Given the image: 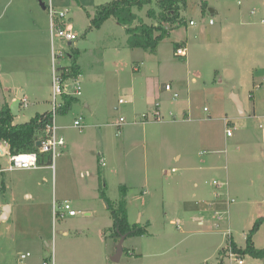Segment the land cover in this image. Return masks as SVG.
<instances>
[{
    "label": "rangeland",
    "instance_id": "374dc122",
    "mask_svg": "<svg viewBox=\"0 0 264 264\" xmlns=\"http://www.w3.org/2000/svg\"><path fill=\"white\" fill-rule=\"evenodd\" d=\"M41 1L48 3L49 0ZM111 1L53 0L57 12L68 11L67 24L78 36L72 46L56 42L55 51L61 52L59 67L71 65L69 55L75 49L79 51L77 64L82 70L83 88L80 103L89 95L93 110L105 112V116L110 113L105 118L110 126H103L101 130H107L105 138L111 157L102 149L99 136L96 133L91 136L90 129H84L83 134L78 129L66 130L70 138L79 141L81 150L73 156L66 152L56 160L58 179L54 188L57 200H69L79 215L55 224L51 192L43 195V199L34 195L28 200L21 189L23 182L32 180L26 179L28 174L19 170L0 172V264L50 263L51 255L54 264H104L102 258L93 259L102 250L107 251L106 256L112 254L106 259L108 264H220V249L232 241L245 247L246 235L258 219L262 222L253 240L257 247L264 248V0H242L241 4L237 0H186L181 11L182 21L173 29L170 24L164 25L171 34L160 42L156 53L128 48V34L114 17L100 28L91 27L96 8ZM205 3L207 9L203 13ZM149 8L136 13L151 24ZM45 17L48 23L50 19L40 0H0V109L6 102L5 97H13L19 89L28 94L25 98L28 105H21V114L14 117L15 123H27L36 114L51 108V77L47 73L51 42L49 32L43 30ZM191 20L196 26H190ZM210 20L214 25L209 24ZM182 40L189 48L188 56L183 58L174 52L175 43ZM47 57L49 65L45 66ZM140 65L139 72L133 71V67ZM140 74H147L149 78H139ZM158 77L162 83L172 84L174 93H179L177 98L173 92L155 87ZM119 78L124 79V85L132 81L135 84L139 111L145 110L147 101L154 109L153 114L158 108L168 113L167 121L175 118L171 112L179 117L184 110L190 118L189 129L181 128L178 138L171 145L165 144L167 158L181 156L182 162H186L184 167L171 160L172 168L177 167L178 173L166 182L162 180V185L156 181V185L162 186V193L154 201L150 196L143 204L138 201L131 204L132 223L137 224L143 216L144 222L151 216L155 227L170 226L174 242L178 244L159 259L144 254L148 243L141 236H131L125 238L124 249L144 257H130L125 252L118 263L111 260L119 241L116 242L112 231V210L101 193L114 206L122 196L121 179L116 173H109L108 168L116 164L114 161H120L122 155L118 148L121 138L116 137L118 130L111 126L119 116L115 108L128 106L129 98L124 90H117ZM192 78L196 81L192 82ZM157 94L161 96L157 98ZM235 94L243 104L244 115L232 100ZM142 95L146 96L144 101ZM121 99L125 104L120 105ZM80 103L59 115L58 124L72 126L81 112L91 113ZM82 117L87 121V116ZM225 118L231 120L230 137L226 134ZM68 135L64 137L67 139ZM3 148L8 154L6 146ZM99 152H104L107 163L104 167ZM6 154L0 156V169L9 166L10 155ZM214 159H219L223 172L228 174V187H220L219 196H214L224 203L221 207L215 201V213L208 206L212 200L202 202L198 198L200 190L191 182L183 184L181 179L190 173L188 168L198 170L212 164ZM159 171L158 168L156 173ZM85 172L89 174L84 176ZM208 177L204 192L213 199L218 188L212 182L217 177L212 174ZM147 191L148 187H137L133 194L143 198ZM230 199L234 200L233 204L228 203ZM12 205L13 214L2 220L5 207ZM187 210L194 211L198 218L181 216ZM168 218L184 221L172 225L167 222ZM65 230H70L67 237L63 236ZM27 253L30 257L21 260V255ZM241 257L246 264H264V259Z\"/></svg>",
    "mask_w": 264,
    "mask_h": 264
},
{
    "label": "crops",
    "instance_id": "0c3cea01",
    "mask_svg": "<svg viewBox=\"0 0 264 264\" xmlns=\"http://www.w3.org/2000/svg\"><path fill=\"white\" fill-rule=\"evenodd\" d=\"M42 3H41V6L43 9H45V6H43L44 4L42 5ZM49 23H50V21H48V23H47V20L45 17V20L43 23V30H45V32H46V29L49 32ZM40 24H41V22H40ZM122 27L125 28L124 26H122ZM49 42H50V38H49ZM177 42L183 43L181 45V47L187 51V56H188V54H189L188 49L189 48L187 46V43H185L183 40L177 41ZM50 55H51V53H50ZM69 57L71 59H73L72 54H70ZM51 59H52V55L50 58V69L47 71V73L49 74V77H51V87H52ZM48 61H49V59L47 57L46 62H45V66L49 65ZM143 64H144V62H142V65ZM140 67H141V65L139 66V68L133 67V71L139 72ZM119 75H121V72L119 73ZM140 77L141 78L142 77L149 78L147 76V74H144V75L140 74L139 78ZM156 80H158V81L155 82V84H156L155 87L158 90H160V91L162 90L163 92H168L167 90H165V87H164L165 84H169L172 88L171 83H168L166 81H165V83H162V79L160 77H158ZM122 81H124V79L119 78V87H117V90L118 91L124 90L125 94L129 97L128 103H127L128 106L121 107V108L120 107L115 108V110H117V112L119 113L118 114L119 116H118L117 120H115L114 122L111 123V126L113 128L115 127L118 130V132L116 133V135H117L116 137L121 138V144L118 145V148H121V150H119V152L121 151L122 155H121L120 161H118V162L114 161V163H116V164H111V166H109L108 168H109V173H111V174L116 173L117 175H119V177L121 179L120 184L122 186V189H124V191L122 192V196H121V199L119 200V202L121 200H125L126 205H127V211H128V221L130 224H135L134 222L132 223V221H131V206H132L131 204L136 203V201L141 202L143 204L146 201V199H148L150 196H153V201H154L158 197V195L162 193V186H161L162 180H164L166 182V179L168 177L172 176V174L178 173L177 167L172 168L171 160H172V162H176V164L180 165L181 167H184L186 162H184V161L182 162L181 156L172 155L170 159L167 158L165 153H166V150H168V149L165 147V144L171 145V141L174 139L176 140V138H178L177 137L178 131L182 130L181 128L187 129L189 127L187 124L190 122V118H189V114H187L185 112V110L182 113L180 112L179 117H177L176 114H173L170 111L173 114V117H175V118L167 121L166 117H167L168 113L162 112L160 109L162 116L165 117V119L163 121L158 122V121L153 120L152 115H149L150 118L148 120L143 121L141 119L142 114H144V113L150 114V112L153 114L154 109L151 107V104H149V103L147 104V101H146L145 110L139 111L137 108V98H136L137 91L135 90V84L132 81L129 85H124ZM195 81H196V79L192 78V82H195ZM19 90L20 91L17 92L16 95H14L13 97H11V98L5 97V99H6L5 104L9 103V105H10L14 100L17 99L19 93L24 94V99H25L28 94L23 92L22 89H19ZM51 90H52V88H51ZM172 92H173V94L179 95V93H174V90ZM160 96H161L160 94H157V98H159ZM81 98H79V101L77 103L81 102ZM141 99H142V101H144L146 99V96L142 95ZM121 100L119 101L120 105L125 104V102H123V101L121 102ZM51 102H52V99L50 100V104H52ZM77 103L75 105H77ZM80 104H81L83 109L89 110V111H91V113H88V114L84 113L83 114V112H81V116H78V118H75V120L82 118L83 122H84V123L82 122L83 127H84L82 129V131L79 129L78 130L83 134L84 129H90L92 131L91 136L94 135V133H96L97 136H99V138L103 142V145H101L102 149H104V151L107 152V155L109 157H111L110 149H108L107 143H106V141L108 139L105 138V137H107V134H108L107 130H101L102 129L101 127H103V126L104 127L110 126L109 123L105 122V118L107 115L106 116L104 115L105 112L103 114H101L98 111L93 110L94 107L92 105V100H91L89 95H87L85 97V99H83L82 103H80ZM21 105H22V103H21ZM242 106H243V104H242ZM50 110H51V108H46L43 111V113H38V114H45V112H49ZM19 113H20V108H19ZM171 113H170V115H171ZM38 114H36V115H38ZM109 114L107 117H110ZM82 115H85L88 117V119H86L87 121H85V119H84L85 117H82ZM122 118H125V121L122 123V125H120V127H116L115 124H120V120ZM225 119H227V118H225ZM165 121H167V122H165ZM15 124H19V123H15ZM230 124H231V120H229L227 126H226L225 121H224V126L226 127V132H227V128H230L229 127ZM59 127L61 128L59 130L60 134L63 137L65 136V134L68 135L69 131H66V130H68L69 128H71L72 130H77L73 125L71 126L68 123L60 124ZM98 128H100V129H98ZM64 139L66 140V142H65L64 148L62 149L63 150L62 156H64L66 154V152L71 153L72 154V155L70 154L71 156H73V154L75 155V154L79 153V151L81 150L79 147V144H78L79 141L76 142V140H74L72 137L70 138V135L67 136V139L65 137H64ZM104 142H105V144H104ZM3 150H4V148H3ZM98 155L100 158L105 159L104 152H103V154L101 152H99ZM75 159H76V157H75ZM106 165H107V163H106V159H105V165L104 166H106ZM8 167L0 169V172L5 173V172L12 171V170H6V169H8ZM158 168L160 169V171L158 173H156ZM170 168H172V169H170ZM188 170L190 173L184 174L185 177L181 178L183 184L190 183V182L193 183L192 185H194V187L196 189L200 190V192L198 193V198H201L202 202L212 200L213 202L209 201V202H211V204L208 206L213 208L214 213H215L217 203L221 207L224 205V203H222L223 201L215 200L214 196H215V194H216V196H219V194H220L219 191L222 190V188H220V187H228V184H227V179H228L227 175L228 174L227 173L225 174V172H223V167L220 165L219 159H217V160L214 159L212 164H209L207 166H201V167H199L198 170H195V168H188ZM194 171H195V173H194ZM18 172L28 174V176L26 178L27 180L32 179V180H28V181L23 182V187L21 189L24 191V197L29 200V199H33V197L35 195L36 197L37 196L42 197V199H43V195H45L47 193L50 194V192H51V194H53L52 195L53 196L52 197L53 198L52 207H53V202L58 201L57 200V190H55L56 188H54L55 182L57 183V179H58V176L56 173V167L52 168L48 164L47 165L43 164L37 170L18 171ZM88 174H89V172H85L84 176L85 175L87 176ZM210 174H212L213 176L217 177V179H219V181L217 179H215V180H213V182L217 180L218 183L223 184L220 187L216 186L218 189L215 190V192L213 194V199H211L212 197L210 195H208L207 193L204 192V185L206 184V182H207L206 179L209 178L208 176H210ZM121 176H122V178H121ZM156 178H158V180ZM51 181H52V187L50 185ZM156 181H158V184H160V182H161V185H160L161 187L158 186V184L156 185ZM213 182H212V184H213ZM181 184L182 183H180V185ZM137 187L141 188V189L143 187L149 188V191L144 193L145 197L137 198L133 194V190ZM181 190H185V189L182 187ZM34 192L37 194H35ZM38 200H40V199H38ZM163 200H165V198H163ZM184 200H188V198H184ZM232 200L233 199L228 200V203L233 204L234 202H232ZM65 201H67V200H65ZM65 201H58L57 203L61 204ZM215 201L217 203H215ZM111 205L114 206L112 203H111ZM164 205L166 207L165 202H164ZM114 207L118 208L117 205H115ZM108 208H110V207H108ZM13 212H14V207L12 205L9 218L13 214ZM185 214H188L192 220H195L198 218L197 216H195V212L192 210H187V211L181 212V216H184ZM87 215L90 216V213H87ZM70 218H75V217H70ZM208 219H209V216H208ZM143 220H144V216L141 217L140 221L137 224H141V225L148 224L147 234H145L144 236H141V238L144 239L148 243V245H146L147 250H145L144 254H146V255L148 254L149 255L148 257L159 259V258L163 257L166 253H169L170 250L175 248V246L178 243L174 242V234H172V232L170 230V226H167V224H163V228H161L162 225L159 228L155 227L156 226V223H154L155 220L151 216H149L146 221L143 222ZM182 221H184L183 218H181V219L177 218V220L176 219H169V218L167 219V222L171 223L172 225H179ZM201 224H203L202 220L200 221V225ZM155 230H156V233H155ZM69 234H70V230L63 231V236L67 237ZM127 238H129V237H127ZM254 241H255V246H256V240L254 239ZM233 243H235V242H233ZM240 247L243 248L242 246H238V248H240ZM223 248L225 249V247H222L221 249H223ZM257 248L259 249V247H257ZM221 249H220V251H221ZM220 251H219V256H220ZM106 252L105 251L103 252V250H102L101 255L98 256L97 258H93V259L96 260V259L102 258L104 261L103 263L108 264V263H106V259H108V257L112 254H109V256H106ZM144 254H137L136 252L128 253V255H130V257L140 256L141 258L144 257Z\"/></svg>",
    "mask_w": 264,
    "mask_h": 264
},
{
    "label": "trees",
    "instance_id": "16d2710c",
    "mask_svg": "<svg viewBox=\"0 0 264 264\" xmlns=\"http://www.w3.org/2000/svg\"><path fill=\"white\" fill-rule=\"evenodd\" d=\"M42 3V1L40 0ZM44 3V2H43ZM186 5V0H112L109 3L102 4L96 8L95 17L91 21V27L100 28L104 22L114 17L118 24L125 27L128 34L127 47L130 49L142 48L147 52L156 53L161 41H163L170 31L165 28V24L173 26L181 22L182 7ZM150 7L147 11L148 17L153 20V23H147L143 17L136 13L144 7ZM207 4L202 5V12L205 13ZM183 43L174 45V52L181 47ZM177 53V52H176ZM72 64L63 66V69H70L67 77L82 76L81 67L77 64V59L80 54L77 49L72 51ZM252 98V96H251ZM64 104L59 109L60 115L73 108L79 101V98L64 96ZM51 120L50 112L38 114L27 123H14V116L10 111L9 103H6L0 109V145L6 143L9 145V151L12 154H20L27 152H37V143L45 137V126ZM46 158V155L39 156V164L42 166L51 165V156ZM124 189H122V192ZM101 198L106 200V203L111 208L112 215V231L114 238L120 241L121 238L131 236H144L148 232V224H130L128 221V211L125 200L118 203V208L111 205L108 198L104 196L102 191ZM124 197V196H123ZM261 220L255 223L254 227L246 236V246L238 248L233 243L235 252L242 256H250L254 259H264V248L255 246L254 236L257 234ZM128 250L125 248L124 253ZM225 249H221V263L224 264L223 255Z\"/></svg>",
    "mask_w": 264,
    "mask_h": 264
},
{
    "label": "built area",
    "instance_id": "2783aa9c",
    "mask_svg": "<svg viewBox=\"0 0 264 264\" xmlns=\"http://www.w3.org/2000/svg\"><path fill=\"white\" fill-rule=\"evenodd\" d=\"M238 4H241L242 0H237ZM45 9L47 11L48 17L50 19L49 23V36L51 42V74H52V104L50 116L51 120L45 126V137L40 140L41 145L38 147L37 152H27L20 154H12L9 151V145L6 143L0 145V156L6 154V151L3 150V146H6L8 149V154L10 155L9 167L6 170H19V171H28V170H37L40 168L39 164V156L41 154H49L51 156V167H55L56 160L63 155V148L65 146L66 140L60 134V127L58 124V117L60 115L59 109L63 106L64 96H71L76 98H81L83 96V88H82V79L79 77H67L70 73V69H63V67H59V58L61 57V52L55 51V44L57 41H62L66 43H75L78 39V36L75 35L72 31V26L67 24L66 18L68 11L57 12L53 3V0H49L48 3H44ZM264 24V21H262ZM210 25H214V21L210 20ZM196 23L194 21H190V26H195ZM176 56L186 57L187 51L184 48H178L176 51ZM264 81V79H263ZM165 90L172 92V88L169 84L164 85ZM178 94H174V98H177ZM122 102V100H121ZM22 104L25 107L28 105L27 99L22 100ZM173 117V114L171 113ZM153 120L155 121H163L165 119L162 116L160 109L158 108L154 115H152ZM149 114L144 113L141 116L143 121L148 120ZM125 121V118L120 120V124H115L116 127H120L122 123ZM226 126L228 125L229 120L224 119ZM83 119L80 118L74 121L73 126L76 129L82 131L83 127ZM232 135V131L230 128H227V136L230 137ZM6 154V155H8ZM102 166L105 165V159L100 160ZM213 184L215 186L220 187L223 184L214 181ZM234 202V200H232ZM53 223L55 224L58 220H63L68 217H76L79 215V212L72 207L70 201H65L61 204H57V202H53ZM30 257V253L21 255V260H25ZM225 264H246L245 260L241 255L235 252L233 247V242L225 247V256L224 259ZM23 264V263H21ZM42 264H54V256L51 255V261L43 262Z\"/></svg>",
    "mask_w": 264,
    "mask_h": 264
},
{
    "label": "water",
    "instance_id": "95a60500",
    "mask_svg": "<svg viewBox=\"0 0 264 264\" xmlns=\"http://www.w3.org/2000/svg\"><path fill=\"white\" fill-rule=\"evenodd\" d=\"M43 4L44 3H42V5ZM69 46H72V44L70 43ZM23 99H24V94L19 93L17 99L14 100L10 104V111L13 114L14 117H17V116L20 115L19 108L21 106V103H22V100ZM232 100L235 103V105L239 108L240 114H242V115L245 114L244 107L242 106V102L240 101L239 96L236 95V94L233 95ZM40 145H41V142L39 141L37 143V147H39ZM10 211H11V208L5 207V209H4V215L2 217V220H7L9 218ZM125 238H126V236L123 237V238H121L120 241L118 242L117 252L111 257V260L113 262L118 263L120 261L121 257L123 256V254H124V244H123V242L125 241Z\"/></svg>",
    "mask_w": 264,
    "mask_h": 264
}]
</instances>
